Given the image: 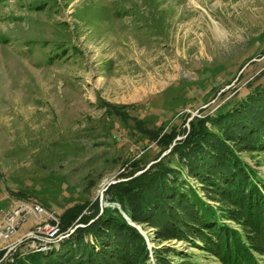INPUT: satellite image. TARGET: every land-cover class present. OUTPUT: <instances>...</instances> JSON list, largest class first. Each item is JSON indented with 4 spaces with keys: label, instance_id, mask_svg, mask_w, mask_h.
I'll list each match as a JSON object with an SVG mask.
<instances>
[{
    "label": "rangeland",
    "instance_id": "1",
    "mask_svg": "<svg viewBox=\"0 0 264 264\" xmlns=\"http://www.w3.org/2000/svg\"><path fill=\"white\" fill-rule=\"evenodd\" d=\"M93 1L0 0L1 210L24 201L60 217L96 201L128 160L154 161L159 149L131 131L132 121L111 115L109 105L127 107L151 129L167 128L184 114L228 109L264 85V58L243 68L264 55V0H154L132 22L102 18L99 30L80 19ZM126 3L134 8L142 0ZM242 159L264 178L263 156ZM136 227L149 251L157 249L148 239L152 230ZM165 245L194 264H220L190 243ZM9 248L0 241V252ZM19 250L28 253L30 242Z\"/></svg>",
    "mask_w": 264,
    "mask_h": 264
},
{
    "label": "trees",
    "instance_id": "2",
    "mask_svg": "<svg viewBox=\"0 0 264 264\" xmlns=\"http://www.w3.org/2000/svg\"><path fill=\"white\" fill-rule=\"evenodd\" d=\"M93 2L91 8H83L80 19L99 30L102 18L125 17L132 22L135 12L147 4L152 7L154 0L128 9L126 0L110 5L106 0ZM126 108L108 107L121 121H132L137 137L159 149L154 161L177 136L186 137L140 176L134 177L148 164L146 156L125 162L116 178L131 179L107 190L105 201L110 205L94 223L87 225L100 213L99 199L67 208L60 215L63 233L77 224L87 226L62 240L58 249L48 253L18 249L8 256L9 264H194L188 253L165 245L174 241L195 245L220 264H260L264 178L242 156L264 157V85L228 109L195 117L189 128L190 114H184L180 124L151 129L144 120L131 118ZM190 179L198 182L197 188L188 183ZM18 196L27 200L22 193ZM136 226L143 232L152 230L153 239L149 235L148 239L157 249L149 251ZM5 253L0 252V260Z\"/></svg>",
    "mask_w": 264,
    "mask_h": 264
},
{
    "label": "built area",
    "instance_id": "3",
    "mask_svg": "<svg viewBox=\"0 0 264 264\" xmlns=\"http://www.w3.org/2000/svg\"><path fill=\"white\" fill-rule=\"evenodd\" d=\"M29 213H36V221H38L37 232L25 238L27 242H30V248L41 246L44 242H50V240H55L64 235L61 230L60 217L51 213L42 205L30 202ZM29 213H22V201L21 205H12L6 210L0 209V235L9 233L12 227L18 225L21 220L28 217ZM23 244L19 245L16 250L21 248ZM9 262L8 258H3L0 264H9Z\"/></svg>",
    "mask_w": 264,
    "mask_h": 264
},
{
    "label": "water",
    "instance_id": "4",
    "mask_svg": "<svg viewBox=\"0 0 264 264\" xmlns=\"http://www.w3.org/2000/svg\"><path fill=\"white\" fill-rule=\"evenodd\" d=\"M263 58H264V55L261 56V57H259V58H257V59H253V60H251L250 62H248L243 68H245V67H247L249 64H251V63H253V62H257V61H259V60H261V59H263ZM241 73H242V71H241L240 74L238 75V77H237V79H236L235 82H237V81L239 80ZM233 84H234V83H233ZM231 86H232V84L227 85V86H225L221 91L224 92L225 90L229 89ZM204 107H206V106H204ZM204 107H203V108H204ZM197 113H198V111H196L195 114H192V115L190 116V118L188 119V123H187V127H188V128H189V126H190L189 123L193 120V118L195 117V115H196ZM185 137H186V136H182V135L177 136L176 139L173 141L172 145L169 147V149H168L167 151H165V152L161 155L160 158H158L157 160L152 161V162H150L149 164H147L146 167H145L143 170H140L139 172H137V173L134 175V177L140 176L141 174L145 173V172H146L147 170H149L153 165H155L156 163H158L159 161H161L162 158H164V157H166L167 155H169V154L172 152V150L174 149V147L177 145V143H178L179 141H181L182 139H184ZM134 177H133V178H134ZM130 179H131V178H121V179H117V180H112V181L108 182V183L104 186V188L101 190L100 195H99V198H98V199H99V204H100V213H99V215H98L95 219L91 220L87 225H90V224L94 223L96 220H98L99 217H101V215H103L105 208L109 206V204L105 201V195H106L107 190H108L111 186H113V185H115V184H118V183H121V182H125V181H128V180H130ZM87 225H84V224H77V225L74 227V229H72V230L69 231V232L64 233L62 240L65 239V238H67V237H69V236H70L71 234H73L78 228L86 227ZM25 242H27V239H24L23 241H20V242L16 243L15 245H13L12 247H10V248L8 249V251L6 252V254H5V256H4L3 258H8V256H9L12 252H14V251L16 250V248L19 247V245H21V244H23V243H25ZM1 260H2V259H1ZM1 260H0V261H1Z\"/></svg>",
    "mask_w": 264,
    "mask_h": 264
},
{
    "label": "bare ground",
    "instance_id": "5",
    "mask_svg": "<svg viewBox=\"0 0 264 264\" xmlns=\"http://www.w3.org/2000/svg\"><path fill=\"white\" fill-rule=\"evenodd\" d=\"M103 189V188H102ZM14 205H21V201H17ZM30 209V202H24L22 201V213H29ZM33 220V225L31 230L24 235L23 239L28 238V236L32 235L33 233L37 232L38 228V221H36V213H29L28 217L24 218L21 220L18 225L12 227V229L9 231V233H4L0 235V241L9 243L10 247L15 245L16 243L23 241V239H17V235L19 230L21 229L22 226H24L28 221ZM63 235L61 237L55 239V240H50V242H44L43 245L41 246H33L30 248L29 252H41V253H48L49 251L53 249H58L59 245L62 241ZM64 240V239H63ZM152 251V250H150Z\"/></svg>",
    "mask_w": 264,
    "mask_h": 264
},
{
    "label": "crops",
    "instance_id": "6",
    "mask_svg": "<svg viewBox=\"0 0 264 264\" xmlns=\"http://www.w3.org/2000/svg\"><path fill=\"white\" fill-rule=\"evenodd\" d=\"M24 235H25V233H22V234L20 233L21 238H23ZM18 238H20V237L18 236Z\"/></svg>",
    "mask_w": 264,
    "mask_h": 264
}]
</instances>
